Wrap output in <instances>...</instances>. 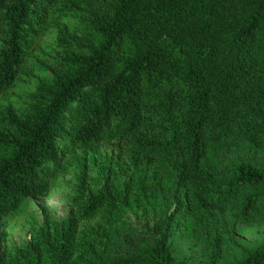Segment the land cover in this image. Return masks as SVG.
I'll use <instances>...</instances> for the list:
<instances>
[{
	"label": "trees",
	"instance_id": "obj_1",
	"mask_svg": "<svg viewBox=\"0 0 264 264\" xmlns=\"http://www.w3.org/2000/svg\"><path fill=\"white\" fill-rule=\"evenodd\" d=\"M72 175L69 216L0 264H188L176 235L264 221V0H0V221ZM160 207L122 242L126 213Z\"/></svg>",
	"mask_w": 264,
	"mask_h": 264
},
{
	"label": "rangeland",
	"instance_id": "obj_2",
	"mask_svg": "<svg viewBox=\"0 0 264 264\" xmlns=\"http://www.w3.org/2000/svg\"><path fill=\"white\" fill-rule=\"evenodd\" d=\"M48 38L49 42L55 40L53 35ZM101 150L109 152L103 147ZM99 168L101 171L100 164ZM76 183L73 175L62 177L47 198L30 200L24 215L12 222L0 221V254L2 255L7 248L27 244L30 240L29 231L37 222L41 225L46 218L57 222L66 219L70 212L68 198ZM166 215L167 212L161 207L126 213L117 224L122 235V242L126 241L127 231L134 230L137 235L132 236V240L138 244L143 243L149 236V232L153 231ZM223 220L228 231V241L231 244L223 243L218 239L213 228L204 226L199 240L186 241L178 235L172 239L171 245L176 259L188 264H204L214 250L223 264H237L242 261L246 253L264 244V221H260L253 215L244 217L237 214L223 215ZM95 222L85 224L83 228H92Z\"/></svg>",
	"mask_w": 264,
	"mask_h": 264
}]
</instances>
